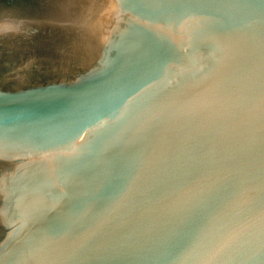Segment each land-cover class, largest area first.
<instances>
[{"label": "water", "instance_id": "95a60500", "mask_svg": "<svg viewBox=\"0 0 264 264\" xmlns=\"http://www.w3.org/2000/svg\"><path fill=\"white\" fill-rule=\"evenodd\" d=\"M0 264H264V0H0Z\"/></svg>", "mask_w": 264, "mask_h": 264}, {"label": "clouds", "instance_id": "9594fccd", "mask_svg": "<svg viewBox=\"0 0 264 264\" xmlns=\"http://www.w3.org/2000/svg\"><path fill=\"white\" fill-rule=\"evenodd\" d=\"M18 31L16 24L10 20L0 21V32L2 31Z\"/></svg>", "mask_w": 264, "mask_h": 264}]
</instances>
